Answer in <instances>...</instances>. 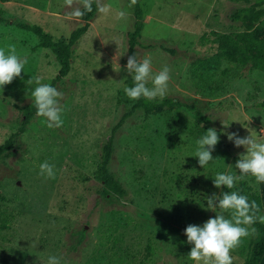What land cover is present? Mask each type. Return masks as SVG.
<instances>
[{"label":"rangeland","instance_id":"374dc122","mask_svg":"<svg viewBox=\"0 0 264 264\" xmlns=\"http://www.w3.org/2000/svg\"><path fill=\"white\" fill-rule=\"evenodd\" d=\"M100 3L108 11L100 13L95 0L88 29L72 46L71 69L54 86L63 93V126L49 128L46 118L35 114L14 137L12 152L0 156V259L8 264H48L53 255L61 264H137L149 238L156 247L154 264H187L193 245L184 230L216 215L202 207L206 197L230 190L215 187L214 175H234L239 153L246 151L225 132L240 137L252 132L264 141V110L258 106L264 100V72L225 61L213 71L195 65L215 51L199 43L202 33L239 26L230 19L236 3ZM136 4L142 23L135 46L138 59H150L153 74L167 65L170 79L164 97L193 104L207 117L206 123L198 124L194 110L186 107L159 114L133 109L135 100L124 87L131 77L126 68L128 32L134 30ZM75 7L82 10L75 0L71 7L65 0H0V48L14 44L27 58L21 76L0 87V143L18 130L23 107L32 104L26 92L30 94L35 84L26 81L38 75L50 84L59 69L53 52L18 24L37 25L54 39L65 40L84 23L68 16ZM120 12L125 13L122 19ZM147 86H153L151 78ZM222 120L230 125L224 128ZM213 127L220 139L213 160L203 168L193 156L196 141ZM108 140L109 171L127 192L121 197L103 195L94 175ZM45 161L55 166L54 179L39 174ZM245 179L259 190L264 211V183L251 175ZM223 214L230 218L229 212ZM251 228L230 253L238 264L247 254Z\"/></svg>","mask_w":264,"mask_h":264},{"label":"clouds","instance_id":"9594fccd","mask_svg":"<svg viewBox=\"0 0 264 264\" xmlns=\"http://www.w3.org/2000/svg\"><path fill=\"white\" fill-rule=\"evenodd\" d=\"M82 5L75 7L68 13L70 18L79 19L84 15V11H92L93 0H75ZM97 9L100 13H106L108 8L102 6L100 0H96ZM136 0H131L135 4ZM65 4L72 6L74 0H65ZM125 13L120 12L118 18H124ZM27 63L26 57H21L14 44H9L6 48H0V87L11 84L16 77H20ZM127 72L131 75L133 86H125V94L133 100L142 96L153 100L156 97L163 98L166 95L168 81L170 79V69L167 65L160 71L153 74L151 60L148 58L138 59L134 54L129 56L127 61ZM151 78L152 87L147 86V81ZM27 85L35 84L34 89L26 92V96L31 98L35 105L38 116L46 118V125L49 128L62 127L63 119L60 101L63 93L49 83H42L40 76H34L26 81ZM224 128L230 124L222 120ZM223 131V129H222ZM250 132V131H249ZM229 141L234 142L236 147L243 146L246 151L239 153V158L235 162V168L240 175L218 172L214 175L213 184L217 188L226 186L228 190L235 187V183L242 181L245 176L251 175L257 183H264V141L258 140L252 132L246 137H240L237 132H225ZM183 139V135H182ZM220 136L216 128H208L206 133L196 141L197 149L193 156L198 157V163L203 168L213 160L212 152L218 144ZM39 174L45 178H55L54 165L47 161L40 166ZM206 210L216 212L214 217L207 219L202 225L189 224L185 231L187 243L193 245L188 252V257L195 264H233L231 251L238 247L242 237L249 235V227L257 219L264 223V215L260 213V206L255 200L249 201L248 196L238 191H221L206 197ZM217 209L220 212H217ZM224 212L230 213V218H226ZM252 233L256 230L251 228ZM48 264H61V259L57 256H49Z\"/></svg>","mask_w":264,"mask_h":264},{"label":"trees","instance_id":"16d2710c","mask_svg":"<svg viewBox=\"0 0 264 264\" xmlns=\"http://www.w3.org/2000/svg\"><path fill=\"white\" fill-rule=\"evenodd\" d=\"M234 2L236 5L230 12V19L237 22L239 26L236 29L229 31L210 30L200 35L198 41L201 45L210 44L214 46L215 51L205 58L196 60L195 65L209 68L210 71L215 70L222 62H227L242 68H250L264 72V0H227ZM83 10V8H82ZM96 11L95 0L92 3V11H84L81 19L83 24L73 29L67 39H54L50 34L46 33L41 27L37 25H30L27 23H19L18 26L24 29L33 31L39 38V46L48 48L53 52L58 62V72L50 83L55 86V83L61 80L68 74L71 69L72 46L76 41L86 32L89 27V20L93 17ZM136 22L134 30L128 32V55L132 56L135 53V46L139 44L138 37L142 29L140 22L141 9L138 4L135 7ZM4 20V19H3ZM2 17L0 16V22ZM172 51V50H171ZM224 69L222 73H226ZM127 86H133L132 78L125 80ZM258 106L264 110V100L258 102ZM176 107H186L194 110L198 124L206 123L207 117L202 115L200 111L196 110L193 104L182 103L176 98L163 97L160 100H149L143 96L136 99L133 104V109H141L145 113L159 114L167 112ZM37 109L34 104L23 107V120L18 130L13 135L0 143V156L5 155L9 150L12 152L13 139L22 133L26 125L36 114ZM112 156V144L108 140L102 148V153L96 163L94 170L95 177L99 180L102 186V194H113L116 196H124L127 192L120 180L109 171L108 165ZM234 175H240L238 169L235 170ZM230 191H238L241 194L248 196L249 201L255 200L260 206V213L264 215L262 208V199L259 190L249 183L245 178L242 181L235 183V187ZM255 228V232L248 245V251L244 260L239 264H261L264 258V223L259 219L251 225ZM83 237V230H81V238ZM155 244L152 238H149L145 244L142 257L137 264H154ZM193 261L187 257V264H192ZM0 264H8L7 259H0ZM233 264H238L233 260Z\"/></svg>","mask_w":264,"mask_h":264}]
</instances>
